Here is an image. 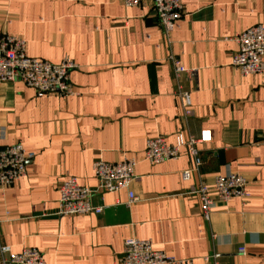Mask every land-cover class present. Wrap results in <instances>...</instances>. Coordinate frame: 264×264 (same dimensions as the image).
<instances>
[{
  "label": "crops",
  "instance_id": "0c3cea01",
  "mask_svg": "<svg viewBox=\"0 0 264 264\" xmlns=\"http://www.w3.org/2000/svg\"><path fill=\"white\" fill-rule=\"evenodd\" d=\"M180 3L166 35L150 4L0 0V36L23 40L29 58L77 66L74 96L37 98L22 83L0 84V147L18 143L34 154L25 176L0 189V247L34 248L45 264H117L124 241L137 238L174 264H264V69L242 76L232 66L234 38L264 25V0ZM169 58L197 75L175 80ZM178 91L189 94L191 117ZM202 130L212 138L197 145L201 166L188 182L180 178L192 163L184 153L155 165L143 159L149 138L175 144ZM126 159L136 161L129 206L125 190L96 191L99 215L58 214L61 182L73 177L96 190L92 164ZM229 172L244 176L249 198L211 194L204 221L189 187Z\"/></svg>",
  "mask_w": 264,
  "mask_h": 264
},
{
  "label": "built area",
  "instance_id": "2783aa9c",
  "mask_svg": "<svg viewBox=\"0 0 264 264\" xmlns=\"http://www.w3.org/2000/svg\"><path fill=\"white\" fill-rule=\"evenodd\" d=\"M124 7H138L150 4L158 24L168 35L182 15L180 0H119ZM237 50L232 58V66L242 76H258L264 69V25H255L240 32L235 38ZM172 64L174 79L186 75L194 77L198 70L185 69L178 60L169 58ZM77 68L74 62L63 59L58 64L29 58L25 54V43L20 38L8 35L0 36V84L22 83L33 90L37 98L50 94L61 97L74 96L76 93L70 84V73ZM177 89H180L179 87ZM183 115L188 118L193 114L190 96L178 91ZM211 132L202 130L195 137L184 138L179 135L175 144H167L165 137L156 135L145 143L143 159L151 165L166 161H174L184 153L192 159L188 169L181 172L182 181L188 182L193 174L199 172L201 157L197 145L211 141ZM264 143V138H263ZM34 158V154L23 149L16 143L0 147V189L8 188L25 176V167ZM134 159H126L116 163L96 161L92 164L93 175L97 180L96 190L80 186L75 178L69 177L58 187V214L60 216L99 215L102 207L92 204L96 191L120 192L127 191L129 206L136 200L129 190L134 181ZM247 181L238 172H229L224 176H215L211 186L201 182L192 184L188 194L194 195L200 207L204 221L209 220L212 206L211 194L222 202L232 199L245 201L249 198ZM244 254V249L238 250ZM217 259L218 256H212ZM209 261V258L204 260ZM176 261L163 252L155 251L149 240L132 238L124 241L123 250L117 264H174ZM0 264H45L41 253L34 248H23L19 253H12L9 247H0Z\"/></svg>",
  "mask_w": 264,
  "mask_h": 264
}]
</instances>
